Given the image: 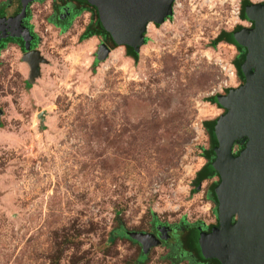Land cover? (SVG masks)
Here are the masks:
<instances>
[{
	"label": "rangeland",
	"instance_id": "374dc122",
	"mask_svg": "<svg viewBox=\"0 0 264 264\" xmlns=\"http://www.w3.org/2000/svg\"><path fill=\"white\" fill-rule=\"evenodd\" d=\"M19 1L0 7L9 3L8 14ZM245 2L264 0H177L138 52L112 46L104 30L86 37L90 8L59 25L60 0L32 2L39 76L25 47H0V264H173L174 231L218 226L220 177H196L215 147L205 123L226 112L210 100L244 85L246 50L215 40L252 28ZM100 43L111 49L105 61ZM244 147L235 143L232 155ZM162 227L167 240L144 260L138 243L116 234Z\"/></svg>",
	"mask_w": 264,
	"mask_h": 264
},
{
	"label": "water",
	"instance_id": "95a60500",
	"mask_svg": "<svg viewBox=\"0 0 264 264\" xmlns=\"http://www.w3.org/2000/svg\"><path fill=\"white\" fill-rule=\"evenodd\" d=\"M34 0H20L19 13L7 20L0 19V38L24 37L21 20ZM95 8L101 28L114 45H125L135 52L144 44L142 39L150 23L160 24L173 14L175 0H81ZM252 23L250 30L233 33L237 46L246 50L240 66L244 85L230 89L227 96L217 98L226 110L215 122L212 132L213 166L220 177L215 187L218 226L210 232L199 233V244L207 259L219 264H264V3L251 4L244 9ZM111 49L101 43L97 61H105ZM23 60L32 69L31 77L39 76V64L44 59L38 51H28ZM245 142L237 155H232L235 143ZM161 235L127 233L137 242L142 253L160 245L168 238L166 228Z\"/></svg>",
	"mask_w": 264,
	"mask_h": 264
},
{
	"label": "trees",
	"instance_id": "16d2710c",
	"mask_svg": "<svg viewBox=\"0 0 264 264\" xmlns=\"http://www.w3.org/2000/svg\"><path fill=\"white\" fill-rule=\"evenodd\" d=\"M75 2H77L79 4V9L78 11L80 10V8L82 7H86V8H90L91 10H93L94 14H95V21L94 23L89 27V29L87 30V32L85 33V36L86 37H89L93 34H103V30L99 24V21H98V18H97V15H96V12L94 10L93 7L91 6H88L85 2L81 1V0H75ZM249 3L248 2H245L244 5H248ZM26 16V15H25ZM244 19H246L245 17V13H244V10L242 12V15H241ZM28 18V17H27ZM239 30L241 28H238ZM107 39L111 42V45L114 46V43L110 40V37L109 35L107 34ZM222 40H226L228 41L229 43H232L234 45H236L235 41H234V36H233V33H220L215 42H220ZM237 46V45H236ZM239 49H243L239 46H237ZM245 50V49H243ZM129 51L131 52V54L133 55V57L136 58V54L133 50L129 49ZM245 59V54L242 56L241 58V63H238L237 64V68L238 70L240 71V66L241 64L243 63ZM241 73V72H240ZM211 102H214V103H217L216 99L215 100H210ZM215 122L214 120L210 121V122H206L205 125L208 127V132L211 133L212 135V132H213V129H214V126H215ZM213 143L214 145L216 146L217 143L216 141L213 139ZM214 149V148H213ZM211 149L210 151H207V152H204V155L205 156H208L209 159L211 160V162L206 165L197 175L196 177V182H200L201 180H203L204 178H206L207 176H212L213 174H216L215 170H214V166H213V161H214V150ZM212 199L213 201H215V203L217 202L216 201V196H215V193H214V187L212 189ZM183 229L181 231V234H180V237H179V242L181 244V248L184 249L186 252H184L182 255L181 254H176L174 256V262L173 264H178V260L182 257H186V256H189V254L191 253L197 260H199L200 262H206V261H210L209 259H207L203 253H202V250L200 248V244H199V233H201V229L198 230L197 228H193V227H189V226H186V225H183L182 226ZM212 230V228H209L207 231L205 232H210ZM116 234L119 235V236H124V237H127L129 239V237L127 236V233H125L122 228H120L118 231H116ZM131 240V239H129ZM133 241V240H131ZM135 242V241H133ZM137 243V242H136ZM179 252H182V250H180ZM141 259L144 260L145 259V256L144 254L142 253V256H141ZM215 264H219L218 261L216 260H212Z\"/></svg>",
	"mask_w": 264,
	"mask_h": 264
},
{
	"label": "flooded vegetation",
	"instance_id": "af4514ba",
	"mask_svg": "<svg viewBox=\"0 0 264 264\" xmlns=\"http://www.w3.org/2000/svg\"><path fill=\"white\" fill-rule=\"evenodd\" d=\"M11 1V0H10ZM32 3H29V5L26 8V16L21 20L20 23V27L22 28L21 32H28V37L29 39L27 40V43L29 44V48L28 49H24V55L28 52V51H34L35 47H34V35L32 34V31L30 30V28L27 25V20H28V8L31 6ZM11 5L8 4H4L2 7H0V19H9V18H13L15 17L19 11H20V1H19V5L17 6V9L13 12L10 13H6V10H8V8H10ZM79 4L77 2H75V0H60V3L58 4V6L55 8V12H57L56 17H54V19H56L55 21L57 23H59V25H66V23H68V20L70 18V15H74L76 13V15L78 14V9H79ZM28 17V18H27ZM103 30V29H102ZM108 40V39H107ZM111 40V38H110ZM112 41V40H111ZM12 43V44H18L20 46H22L23 48L25 47V41H24V37H22L21 35L19 37H6L4 39L0 40V47L6 43ZM101 44V43H100ZM36 51V50H35ZM23 55V57H24ZM194 226V225H193ZM192 226V227H193ZM201 227V232H205L207 231L209 228L204 227L203 225H200ZM198 227V228H197ZM197 227H193V228H197L199 229V226ZM177 232L174 231V237H173V244L175 245L174 249L176 251H178L179 254H183L184 252H186L184 249L181 248V244L178 241L180 234H176ZM154 234L156 236H159L158 232L156 231L155 233H151ZM163 243V242H161ZM180 250H182V252H179ZM189 258V263L190 264H215L212 260L214 259H210V261H206V262H200L199 260H197L191 253L189 254V256L186 257H182L178 260V263H180V261L182 259H187ZM174 260V257H173ZM174 262V261H173Z\"/></svg>",
	"mask_w": 264,
	"mask_h": 264
},
{
	"label": "built area",
	"instance_id": "2783aa9c",
	"mask_svg": "<svg viewBox=\"0 0 264 264\" xmlns=\"http://www.w3.org/2000/svg\"><path fill=\"white\" fill-rule=\"evenodd\" d=\"M174 5H177V0H175V2L173 4V10H174Z\"/></svg>",
	"mask_w": 264,
	"mask_h": 264
},
{
	"label": "bare ground",
	"instance_id": "6f19581e",
	"mask_svg": "<svg viewBox=\"0 0 264 264\" xmlns=\"http://www.w3.org/2000/svg\"><path fill=\"white\" fill-rule=\"evenodd\" d=\"M178 7V5H174V9H176Z\"/></svg>",
	"mask_w": 264,
	"mask_h": 264
},
{
	"label": "crops",
	"instance_id": "0c3cea01",
	"mask_svg": "<svg viewBox=\"0 0 264 264\" xmlns=\"http://www.w3.org/2000/svg\"><path fill=\"white\" fill-rule=\"evenodd\" d=\"M97 36H98V34H97ZM97 36H96V37H97Z\"/></svg>",
	"mask_w": 264,
	"mask_h": 264
}]
</instances>
